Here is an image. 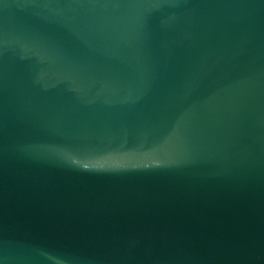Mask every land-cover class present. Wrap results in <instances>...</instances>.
Instances as JSON below:
<instances>
[{
	"label": "water",
	"instance_id": "water-1",
	"mask_svg": "<svg viewBox=\"0 0 264 264\" xmlns=\"http://www.w3.org/2000/svg\"><path fill=\"white\" fill-rule=\"evenodd\" d=\"M0 264H264V0H0Z\"/></svg>",
	"mask_w": 264,
	"mask_h": 264
}]
</instances>
